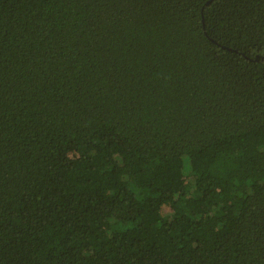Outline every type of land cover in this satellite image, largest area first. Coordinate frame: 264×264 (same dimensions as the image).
<instances>
[{
    "label": "trees",
    "instance_id": "16d2710c",
    "mask_svg": "<svg viewBox=\"0 0 264 264\" xmlns=\"http://www.w3.org/2000/svg\"><path fill=\"white\" fill-rule=\"evenodd\" d=\"M0 264H264V0H0Z\"/></svg>",
    "mask_w": 264,
    "mask_h": 264
}]
</instances>
